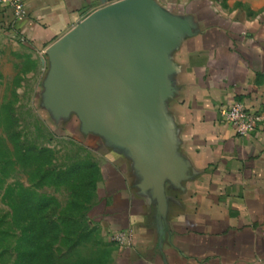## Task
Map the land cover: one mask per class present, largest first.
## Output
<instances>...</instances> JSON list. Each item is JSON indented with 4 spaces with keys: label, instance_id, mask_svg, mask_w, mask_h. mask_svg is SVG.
<instances>
[{
    "label": "crops",
    "instance_id": "1",
    "mask_svg": "<svg viewBox=\"0 0 264 264\" xmlns=\"http://www.w3.org/2000/svg\"><path fill=\"white\" fill-rule=\"evenodd\" d=\"M101 1L24 0L16 48L44 74L49 48ZM151 2L166 29L141 87L142 126L124 109L116 132L66 119L101 154L118 262L264 264V0ZM11 22L0 6V41L14 39ZM233 101L262 116L247 136L220 118Z\"/></svg>",
    "mask_w": 264,
    "mask_h": 264
},
{
    "label": "rangeland",
    "instance_id": "2",
    "mask_svg": "<svg viewBox=\"0 0 264 264\" xmlns=\"http://www.w3.org/2000/svg\"><path fill=\"white\" fill-rule=\"evenodd\" d=\"M15 43L0 41V264H119L95 141L44 103L48 55L43 74Z\"/></svg>",
    "mask_w": 264,
    "mask_h": 264
},
{
    "label": "water",
    "instance_id": "3",
    "mask_svg": "<svg viewBox=\"0 0 264 264\" xmlns=\"http://www.w3.org/2000/svg\"><path fill=\"white\" fill-rule=\"evenodd\" d=\"M101 3L49 48L43 96L55 116L76 114L82 131L116 132L118 109L143 124L141 87L166 24L151 0Z\"/></svg>",
    "mask_w": 264,
    "mask_h": 264
},
{
    "label": "built area",
    "instance_id": "4",
    "mask_svg": "<svg viewBox=\"0 0 264 264\" xmlns=\"http://www.w3.org/2000/svg\"><path fill=\"white\" fill-rule=\"evenodd\" d=\"M0 6L10 10L12 22L10 30L12 38L23 42L24 39L17 34V27L27 17L24 0H0ZM220 118L226 124L233 126L236 133L240 137H244L254 132L262 122V116L259 112L247 110L240 101H233L225 108L220 110ZM124 240L122 235L116 236V241L122 243Z\"/></svg>",
    "mask_w": 264,
    "mask_h": 264
},
{
    "label": "trees",
    "instance_id": "5",
    "mask_svg": "<svg viewBox=\"0 0 264 264\" xmlns=\"http://www.w3.org/2000/svg\"><path fill=\"white\" fill-rule=\"evenodd\" d=\"M39 202H40V201H39ZM39 202H38V203H39Z\"/></svg>",
    "mask_w": 264,
    "mask_h": 264
}]
</instances>
